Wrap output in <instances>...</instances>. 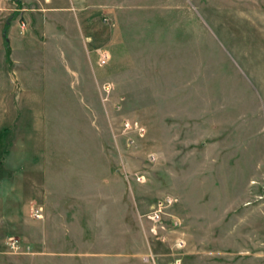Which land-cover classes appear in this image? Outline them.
Segmentation results:
<instances>
[{
  "label": "rangeland",
  "instance_id": "rangeland-1",
  "mask_svg": "<svg viewBox=\"0 0 264 264\" xmlns=\"http://www.w3.org/2000/svg\"><path fill=\"white\" fill-rule=\"evenodd\" d=\"M93 22L0 54V264H264V0Z\"/></svg>",
  "mask_w": 264,
  "mask_h": 264
},
{
  "label": "crops",
  "instance_id": "crops-1",
  "mask_svg": "<svg viewBox=\"0 0 264 264\" xmlns=\"http://www.w3.org/2000/svg\"><path fill=\"white\" fill-rule=\"evenodd\" d=\"M124 0H0V54L13 59L10 74L26 57L35 58L61 42L72 50L90 45L84 29L98 12H113ZM8 12L9 14L7 15ZM60 28H65L61 31ZM75 56V55H74ZM70 71H72L70 69Z\"/></svg>",
  "mask_w": 264,
  "mask_h": 264
},
{
  "label": "built area",
  "instance_id": "built-area-1",
  "mask_svg": "<svg viewBox=\"0 0 264 264\" xmlns=\"http://www.w3.org/2000/svg\"><path fill=\"white\" fill-rule=\"evenodd\" d=\"M101 57H102L103 60H105V59H107V58L109 57V54H107L106 52H104V53L101 54ZM105 89H106V90H109V89H110V86H109V85H106V86H105ZM168 202L172 203V199L169 198V199H168ZM154 219L157 220V219H158V216H157V217L155 216Z\"/></svg>",
  "mask_w": 264,
  "mask_h": 264
}]
</instances>
